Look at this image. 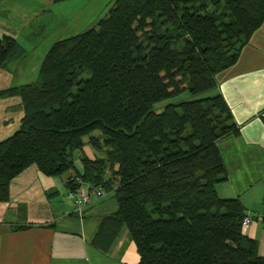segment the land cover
I'll return each instance as SVG.
<instances>
[{
  "label": "trees",
  "instance_id": "obj_1",
  "mask_svg": "<svg viewBox=\"0 0 264 264\" xmlns=\"http://www.w3.org/2000/svg\"><path fill=\"white\" fill-rule=\"evenodd\" d=\"M264 22V0H114L97 28L52 43L36 80L0 90L20 100L19 129L0 140V201L35 165L113 192L94 244L107 251L122 227L138 264H264L243 233L247 215L221 198L217 141L236 126L216 76ZM25 54L0 38V67ZM187 91L193 98L154 104ZM94 131L100 137L92 135ZM102 157L80 154L85 141Z\"/></svg>",
  "mask_w": 264,
  "mask_h": 264
},
{
  "label": "crops",
  "instance_id": "obj_2",
  "mask_svg": "<svg viewBox=\"0 0 264 264\" xmlns=\"http://www.w3.org/2000/svg\"><path fill=\"white\" fill-rule=\"evenodd\" d=\"M91 1L0 0V38L18 40L36 20L41 29L49 27L57 22L49 21V14L64 18ZM98 1L103 4L97 16L114 0ZM216 79L215 93L225 99L236 126L235 132L217 141L226 169V178L216 185L217 194L238 199L251 217L264 214V22L235 63ZM79 155L75 154V166L82 172ZM71 174L46 176L32 165L11 180L7 200L0 201V264H138L125 227L107 251L94 244L102 220L116 210L113 192L104 190L103 197L78 212L67 195L71 189L66 178ZM242 231L257 241L258 254L264 257V221L253 219ZM124 241L128 244L120 253Z\"/></svg>",
  "mask_w": 264,
  "mask_h": 264
},
{
  "label": "rangeland",
  "instance_id": "obj_3",
  "mask_svg": "<svg viewBox=\"0 0 264 264\" xmlns=\"http://www.w3.org/2000/svg\"><path fill=\"white\" fill-rule=\"evenodd\" d=\"M102 4L98 0H92L88 2L85 9H74L73 13L64 18L58 16V19H56L57 17L48 13L47 18L49 21L57 20V22H50V26L48 27L46 25L43 29L38 26V20H36L32 28L24 31L18 39L25 54L17 59L9 60L5 67H0V90L14 85L34 82L37 77L38 66L52 43L83 32L89 28H97L98 21L108 15L109 7L100 15H94L101 8ZM26 34H30L31 38L27 37ZM190 99L193 98L189 93L183 91L179 95L154 104L153 107L154 110L159 111L168 103H178ZM21 116L22 109L20 108V100L18 97L0 96V140L7 138L19 129ZM4 118L8 125L2 123ZM92 135L100 137L98 131H94ZM84 141L85 145L82 151L78 153L90 158L103 156L104 149L97 150L93 148L88 143V137H84Z\"/></svg>",
  "mask_w": 264,
  "mask_h": 264
},
{
  "label": "built area",
  "instance_id": "obj_4",
  "mask_svg": "<svg viewBox=\"0 0 264 264\" xmlns=\"http://www.w3.org/2000/svg\"><path fill=\"white\" fill-rule=\"evenodd\" d=\"M74 183L77 184V187L70 190L67 195L73 201L78 212L84 211L93 199H99L104 195L105 191L102 186L83 182L79 176L74 178ZM253 219L264 221V214H258L254 217L246 215L242 220V226H247Z\"/></svg>",
  "mask_w": 264,
  "mask_h": 264
},
{
  "label": "water",
  "instance_id": "obj_5",
  "mask_svg": "<svg viewBox=\"0 0 264 264\" xmlns=\"http://www.w3.org/2000/svg\"><path fill=\"white\" fill-rule=\"evenodd\" d=\"M127 244H128V241H124V242H123V244H122V246H121V248H120V253H123V251H124V249L126 248Z\"/></svg>",
  "mask_w": 264,
  "mask_h": 264
}]
</instances>
